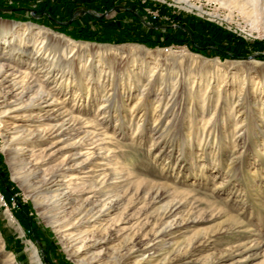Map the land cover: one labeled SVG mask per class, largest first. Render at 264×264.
I'll use <instances>...</instances> for the list:
<instances>
[{"label": "rangeland", "instance_id": "374dc122", "mask_svg": "<svg viewBox=\"0 0 264 264\" xmlns=\"http://www.w3.org/2000/svg\"><path fill=\"white\" fill-rule=\"evenodd\" d=\"M239 2L24 0L19 6L34 15L0 13V20L117 48L112 60L95 63L90 74L50 66L57 57L50 50L37 58L50 66L48 76L39 62L27 71L79 116L77 126L49 138L63 141L54 158L74 152L90 157L89 167L60 175L77 177L71 195L76 205L90 196L84 185L92 175L84 172L88 168H103L101 178L112 190L107 178L112 168L132 181L100 221L65 228L66 220L76 221L72 210L38 205L44 196L40 178L9 165L4 145L13 119H8L0 126V264H36L32 245L42 264H117L120 255V264H264V92L258 86L264 17L249 9L250 0ZM77 9L107 13L79 12L68 24L53 20L67 21ZM136 13L168 27L149 28ZM176 29L183 32L177 35ZM166 34L175 40L162 41ZM145 49L158 53L170 72L151 78L144 70L156 62L126 63ZM34 52L28 50L21 70ZM83 60L76 58V65ZM219 69L228 74L214 78L209 89L196 81ZM75 140L76 146L67 145ZM98 146L106 159L97 157ZM175 201L181 205L172 210ZM68 232L80 238L74 241Z\"/></svg>", "mask_w": 264, "mask_h": 264}, {"label": "bare ground", "instance_id": "6f19581e", "mask_svg": "<svg viewBox=\"0 0 264 264\" xmlns=\"http://www.w3.org/2000/svg\"><path fill=\"white\" fill-rule=\"evenodd\" d=\"M236 1L240 3L239 0ZM250 2L249 9L257 17L263 18L264 0H250ZM31 48L35 49L34 56L27 60L28 66L26 69L21 70L19 66L25 62L24 57L28 55V50L30 51ZM47 50H50L49 53L53 52V55H57L53 61L48 63L50 66L69 67L71 71L77 72L78 75L80 74L78 71L83 70L84 73L85 69L90 74L95 63L99 64L106 59L112 60L111 55L118 52L117 48L78 42L33 23L0 20V126L8 122V119H13L12 126L8 132L6 131L8 134L6 136L4 134L6 139L4 149L7 161L13 169L26 170L29 176L40 178L39 192L44 194V196H41L38 205L42 206L41 202L44 201L45 206L43 207H46V204L55 208L60 205L63 210L69 208L72 210L76 221L74 223L68 222L69 220L67 221L66 219L70 217H68L69 214L67 213L68 218L65 219L67 223L64 224V227L69 225L70 227L67 226V228H72L73 225L77 224L76 226H78V223L81 225L100 221L103 215L109 214L108 211L112 202L118 200L121 196L120 189L124 186L128 188L132 181L122 174L121 171L112 168L109 170L107 178L109 176V181L113 180L110 182L112 184L111 187L116 191L113 193V190L107 187V179L101 178L104 169L88 168L84 172H90L92 175H88L84 185L90 188V196L86 203L76 205L75 197L71 195L76 193L79 183L75 182L77 177L74 175L60 177V175L66 169L77 168L79 170L89 167L87 164L90 162V157L84 156L81 152H74L61 159L54 158L59 150L55 147L59 142L63 141L61 139L50 140L49 138L60 136L70 126V128L77 126L79 116L66 109L63 102L58 101V98L44 91L34 75L27 71L30 65L33 64L34 66L37 62L42 65L41 70L46 67L37 58L42 52ZM65 53H71L70 56L72 57H65ZM78 57L85 58V61L79 62V66L76 65V58ZM148 58L149 60H147ZM128 61L133 65L140 64L141 67L145 62H156V65H147L144 70V73H149L148 77L151 78L156 75L163 77L165 73L170 72L158 56V53L153 54L152 51L146 49L140 53L139 57H133L131 60L128 57L127 64ZM50 66L43 70L47 76L50 72ZM259 72L261 83L258 86L264 92V70H259ZM225 74L228 73L219 69L213 75L200 74L196 81L199 84L204 82L207 90L212 86L214 78ZM231 77L240 79L235 72L232 73ZM242 77L245 79L246 75H242ZM76 143L77 140L70 141L67 142V145L73 147L77 145ZM97 149V157L106 159L102 155V147L98 146ZM50 160H54V164L43 168L42 165L47 164ZM99 164L106 163L102 162ZM98 171L100 172L97 174ZM68 194H70V197L65 198ZM121 204H118L117 209L120 208ZM180 205L181 201H175L169 208L173 210ZM65 228L64 230H67ZM67 235L74 241L80 238V233L68 232ZM80 247L77 246V250ZM32 258L36 264H42L37 249L33 245ZM120 260L121 255L116 258L117 264H120ZM78 261L81 262L80 259Z\"/></svg>", "mask_w": 264, "mask_h": 264}, {"label": "water", "instance_id": "95a60500", "mask_svg": "<svg viewBox=\"0 0 264 264\" xmlns=\"http://www.w3.org/2000/svg\"><path fill=\"white\" fill-rule=\"evenodd\" d=\"M117 7V6H115ZM128 9H131V8H128ZM32 14L34 15L35 14V11L34 10H31ZM79 12H83V13H87L89 15H92V16H95V17H100V16H103L105 15L107 12H103L101 14H96L90 10H87V9H77L76 11L73 12L72 16L67 20V21H59L57 19H53L55 22L57 23H61V24H68L70 21H72V19L74 18V16L79 13ZM136 15L139 17L140 21L145 24L146 26H148L149 28H156V29H160V28H166L168 27V25H162V24H152V23H149L147 22L146 20H144L139 14L136 13ZM256 54H253V55H250L249 57H254Z\"/></svg>", "mask_w": 264, "mask_h": 264}, {"label": "crops", "instance_id": "0c3cea01", "mask_svg": "<svg viewBox=\"0 0 264 264\" xmlns=\"http://www.w3.org/2000/svg\"><path fill=\"white\" fill-rule=\"evenodd\" d=\"M21 1L23 2L24 0H0V13L10 14L21 10H30V8L24 5L19 6V2Z\"/></svg>", "mask_w": 264, "mask_h": 264}, {"label": "trees", "instance_id": "16d2710c", "mask_svg": "<svg viewBox=\"0 0 264 264\" xmlns=\"http://www.w3.org/2000/svg\"><path fill=\"white\" fill-rule=\"evenodd\" d=\"M101 18H98L97 20H100ZM154 22V21H153ZM150 30H153V29H150ZM176 32H177V35H178V33L179 32H183L181 29H176L175 30ZM171 35V34H170ZM170 35H168V34H166L165 36H164V38L162 39V41H164V42H171V41H174L175 40V36L176 35H174V38L172 37V36H170Z\"/></svg>", "mask_w": 264, "mask_h": 264}, {"label": "built area", "instance_id": "2783aa9c", "mask_svg": "<svg viewBox=\"0 0 264 264\" xmlns=\"http://www.w3.org/2000/svg\"><path fill=\"white\" fill-rule=\"evenodd\" d=\"M156 14H154L152 17L155 18Z\"/></svg>", "mask_w": 264, "mask_h": 264}]
</instances>
